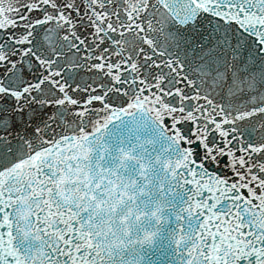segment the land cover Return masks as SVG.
Returning a JSON list of instances; mask_svg holds the SVG:
<instances>
[{"label": "snow or ice", "instance_id": "6c2138e0", "mask_svg": "<svg viewBox=\"0 0 264 264\" xmlns=\"http://www.w3.org/2000/svg\"><path fill=\"white\" fill-rule=\"evenodd\" d=\"M0 264H264V0H0Z\"/></svg>", "mask_w": 264, "mask_h": 264}]
</instances>
